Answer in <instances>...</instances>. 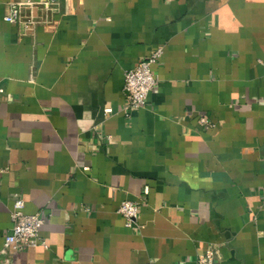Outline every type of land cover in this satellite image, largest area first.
Here are the masks:
<instances>
[{
  "label": "crops",
  "instance_id": "0c3cea01",
  "mask_svg": "<svg viewBox=\"0 0 264 264\" xmlns=\"http://www.w3.org/2000/svg\"><path fill=\"white\" fill-rule=\"evenodd\" d=\"M10 1L0 246L16 198L43 223L9 264H264V0H61L28 34ZM159 47L126 112L125 71Z\"/></svg>",
  "mask_w": 264,
  "mask_h": 264
},
{
  "label": "built area",
  "instance_id": "2783aa9c",
  "mask_svg": "<svg viewBox=\"0 0 264 264\" xmlns=\"http://www.w3.org/2000/svg\"><path fill=\"white\" fill-rule=\"evenodd\" d=\"M60 2L61 0H12L6 6L3 19L11 24H18L27 34L32 33L37 26L46 22L37 15V12L56 13ZM161 55L162 48H156L148 56L139 60L133 68L125 71L123 90L126 98L124 104L126 112L136 110L145 103L148 93L155 84L152 66ZM2 92L3 89L0 87V93ZM103 111L111 113L112 108L105 107ZM200 121L202 124H208V120L204 117H201ZM147 190L145 187V193ZM23 206L22 198H16L10 212L11 227L0 246V264H9L12 252L33 247L39 243L38 232L43 219L38 212L25 213ZM117 212L123 216L126 226H132L137 218V203L132 200H123ZM215 254L214 249L207 248L198 254L196 264H214Z\"/></svg>",
  "mask_w": 264,
  "mask_h": 264
}]
</instances>
